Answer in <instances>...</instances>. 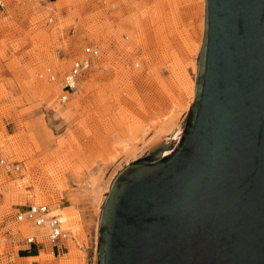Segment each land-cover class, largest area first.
Masks as SVG:
<instances>
[{"label": "rangeland", "instance_id": "374dc122", "mask_svg": "<svg viewBox=\"0 0 264 264\" xmlns=\"http://www.w3.org/2000/svg\"><path fill=\"white\" fill-rule=\"evenodd\" d=\"M4 2L0 264H98L100 197L108 192L91 181L118 149L151 136L153 124L171 112L179 114V127L135 160L177 147L195 98L206 2ZM89 46L100 56L78 92L68 93L62 80ZM135 160L123 162L111 184ZM35 204L62 218L68 240L51 243L45 232L17 221ZM34 235L37 243L28 244Z\"/></svg>", "mask_w": 264, "mask_h": 264}, {"label": "water", "instance_id": "95a60500", "mask_svg": "<svg viewBox=\"0 0 264 264\" xmlns=\"http://www.w3.org/2000/svg\"><path fill=\"white\" fill-rule=\"evenodd\" d=\"M205 2L184 132L114 180L98 264H264V0Z\"/></svg>", "mask_w": 264, "mask_h": 264}, {"label": "built area", "instance_id": "2783aa9c", "mask_svg": "<svg viewBox=\"0 0 264 264\" xmlns=\"http://www.w3.org/2000/svg\"><path fill=\"white\" fill-rule=\"evenodd\" d=\"M34 1L42 5L47 2V0ZM4 7V0H0V8ZM99 56L100 50L98 48L89 46L84 49V57L75 60L70 71L63 78V87L65 91L68 93L78 92L81 78L91 71L93 60ZM67 97V95H64L62 98L66 100ZM16 218L18 222L29 223L42 231L46 230L48 232L46 233V237L51 243L66 240L69 236V233L63 230L60 218L52 214L48 205H30L25 212L19 213ZM38 239L39 237L34 235L28 236L25 240L28 244H35Z\"/></svg>", "mask_w": 264, "mask_h": 264}, {"label": "bare ground", "instance_id": "6f19581e", "mask_svg": "<svg viewBox=\"0 0 264 264\" xmlns=\"http://www.w3.org/2000/svg\"><path fill=\"white\" fill-rule=\"evenodd\" d=\"M62 85H63V80H62ZM195 92H196V90H195ZM179 118H180L179 114L171 112L170 115L165 116L162 120L158 119L157 120L158 122L156 121L153 124V126L151 127V131H152L151 136L147 137L146 136L147 134L144 135L143 139L141 138L142 140L141 139H140L141 141L139 140V142H140L139 144L132 142V143L123 145L122 148L120 149V151L118 149L117 155H114L113 157H111L112 160L110 159L111 161H109L107 164H105L104 167L99 171V173H97V175L93 177V179L91 181V187L94 190H98L100 188L101 191L109 192L110 187L113 184V182L111 184V181L113 179V175L121 167L122 163L128 162L130 160H135L140 155V153L142 151L150 150L152 148L153 144L155 145V144L159 143L160 141H162L170 131H172L174 128L179 127ZM146 133H148V132H146ZM169 154H167V155H169ZM167 155H164L163 157H165ZM111 168H113V171L108 177L107 172L109 170H111ZM100 199H101L100 204L103 202V200H104V202L106 200L105 197H103V196H101ZM58 217L60 218V216H58ZM60 220L62 222V218H60ZM63 225H64V223L62 222V227H63ZM63 230H64V227H63ZM35 232H38L40 234L45 232L44 233L45 235H46V233H48L46 230L42 231L40 229L36 230ZM69 237H70V234L67 237V240L69 239ZM72 240H74L76 242V239L73 236H72Z\"/></svg>", "mask_w": 264, "mask_h": 264}]
</instances>
